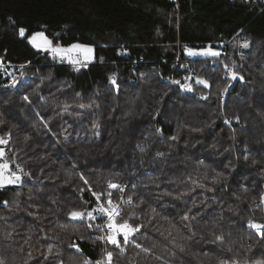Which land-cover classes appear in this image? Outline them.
Wrapping results in <instances>:
<instances>
[{"label": "trees", "instance_id": "1", "mask_svg": "<svg viewBox=\"0 0 264 264\" xmlns=\"http://www.w3.org/2000/svg\"><path fill=\"white\" fill-rule=\"evenodd\" d=\"M36 32L94 59L51 63L29 42ZM207 47L220 55L186 56ZM0 61L33 64L19 89L0 82V136L23 174L0 188V264H95L108 251L112 264H264L248 227L264 224V5L0 0ZM109 181L132 197L116 221L139 227L124 253L96 240L105 216L68 215L118 200Z\"/></svg>", "mask_w": 264, "mask_h": 264}, {"label": "snow or ice", "instance_id": "2", "mask_svg": "<svg viewBox=\"0 0 264 264\" xmlns=\"http://www.w3.org/2000/svg\"><path fill=\"white\" fill-rule=\"evenodd\" d=\"M19 35L23 37L25 35V30L21 28L19 30ZM29 42L32 44V46L36 49L49 52L53 55V57H59L61 60H66L69 64L72 65H80V66H87L88 63H90L94 59V49L85 44H72L68 47H61L59 45H54L53 41L48 39V37L43 32H36L29 38ZM242 48H248L249 43L245 41L241 44ZM187 54L189 56H219L220 53L217 51H213L211 47L202 50V51H194L192 49L187 50ZM78 70V69H77ZM231 78L233 80L238 78V73L235 71H231ZM190 79V78H189ZM239 79H243L242 76H239ZM111 84L119 87L116 82L115 77L110 78ZM176 83H179V81H176ZM196 84L204 85L205 87L209 86V82L206 79H203L201 77H197L195 80ZM16 81L13 80V87L15 86ZM182 88H184L186 91H192V86L190 84H183L181 85ZM228 89H223V92H227ZM204 99H207V97H203ZM27 100L28 98L25 97ZM79 115V114H77ZM238 121V117L236 118ZM225 123H231L230 120H225ZM97 136H99V133H96ZM7 141L3 138H0V145L6 144ZM5 155V152L2 148H0V159H2ZM159 155V154H158ZM21 177L17 175L15 172L9 171V164L7 162L0 163V188L5 187L6 185H15L20 182ZM87 180H85V184H87ZM109 187L110 188H119L120 186L112 183L109 181ZM93 195L96 196L97 200H100V195L93 192ZM111 193H109V196ZM132 201V197H128V202L130 203ZM261 203H264V195H261L260 197ZM97 211H99L101 214L106 215L108 218L107 228L109 230V234L106 237H101L100 239H106L108 243L114 245L116 248L120 250L121 253H124L125 248L123 245H126L129 243V239L132 235H134L136 232L139 231V227L133 226L132 224L128 223L127 221L123 223H117L116 217L119 215V207L118 205L113 204L111 199L107 201V206L104 204H101ZM68 215L72 219H83L85 215L89 219L94 220L95 216H93V213L89 212L85 214L84 212L73 210L68 213ZM91 227V225H89ZM248 227L254 229L257 234H259L262 238H264V224L256 223L255 221L249 219L248 220ZM118 237L123 238V244H121L120 239ZM218 240H223V237H218ZM72 247H76L77 245H72ZM147 251V250H145ZM113 261V252L108 251L106 252L105 256L102 257L100 260H97L95 264H112ZM60 264H63L61 261ZM83 264H92L89 260H84Z\"/></svg>", "mask_w": 264, "mask_h": 264}, {"label": "built area", "instance_id": "3", "mask_svg": "<svg viewBox=\"0 0 264 264\" xmlns=\"http://www.w3.org/2000/svg\"><path fill=\"white\" fill-rule=\"evenodd\" d=\"M230 1H235V0H230ZM241 1L254 2V3H258L260 5H264V0H241ZM175 2H176V5L178 6L179 0H175ZM50 57L52 59L51 63H55L57 65L67 66L73 71H77V69L80 70L82 67H84V66H80V65L74 66L72 64H69L66 60H61L59 57H53V56H50ZM140 62L145 63V61H143V60H140ZM175 64L177 66H179L180 60L177 59L175 61ZM31 66H33L32 63H14V62L0 61V82L2 84V87L5 89H10V90L19 89L23 85V83L25 84L27 82L29 75L27 74L26 71ZM134 66H136V63H134ZM111 77H115L117 79V74L113 73L111 75ZM13 80L16 81V84L14 87L12 86ZM126 187L127 186H125V185H121L119 188H117L119 191V199L117 201L116 200L112 201L113 204L118 205V207H119V215L116 217V219L121 214V206L124 203L127 205L131 204V202L130 203L128 202V198H124V193H125ZM260 203L261 202H258V204H260ZM107 223H108V218L105 215L103 220L98 224L99 233L95 236L96 240L99 242H103L105 240V239H100L101 237H106L109 234V230L107 228Z\"/></svg>", "mask_w": 264, "mask_h": 264}, {"label": "rangeland", "instance_id": "4", "mask_svg": "<svg viewBox=\"0 0 264 264\" xmlns=\"http://www.w3.org/2000/svg\"><path fill=\"white\" fill-rule=\"evenodd\" d=\"M33 35V34H32ZM31 37V36H30ZM29 37V38H30ZM245 41H247V40H243V41H241L240 43H239V46H240V51L243 53V52H245V50L247 49V48H242L241 47V44L242 43H244ZM32 45V44H31ZM207 48H209V47H207ZM207 48H205V49H207ZM36 49V48H35ZM205 49H200V50H194V51H197V52H199V51H202V50H205ZM213 51H217V52H219V53H221V51H220V49L219 48H211ZM36 50H39V49H36ZM188 50V49H187ZM187 50H186V56L187 57H192V58H196V57H205V58H215L214 56H189L188 54H187ZM39 51H41V52H46V51H42V50H39ZM49 55H51V56H53L51 53H49V52H47ZM217 57V56H216ZM229 70H231L232 71V68H229ZM191 76H189V77H185L184 78V81H182V82H180V85H183V84H190L191 86H192V84H191V82H190V80H189V78H190ZM230 77H231V74H230ZM184 91H186L184 88H182ZM187 92H192V91H187ZM0 138H3V139H5L6 141H7V138H4V137H2V136H0ZM5 146H6V144H2V145H0V148H2L3 150H4V152H5V155H4V157L2 158V159H0V163H4V162H7L8 164H9V171L10 172H15L17 175H19L20 177H21V179H20V182L18 183V184H20L21 182H22V176H23V174H22V172H21V166L20 165H17V164H14V165H12L13 163H11V161H9V159H8V151L5 149ZM16 185V184H15ZM7 186V185H6ZM109 200V199H108ZM107 200V201H108ZM116 200V199H115ZM115 200H112V201H115ZM107 201L105 202V203H99L95 208H93V209H90V210H88V211H85L84 213L85 214H87V213H89V212H91V213H93V216H95V219L94 220H92V219H89L88 217H87V215H85L84 216V219H86V220H89L90 222H94V221H96L97 219H99V218H101V217H104L105 215H103V214H101L99 211H97V209H98V207L101 205V204H104L105 206H107ZM117 201V200H116ZM262 205H263V207H264V203H262ZM118 223V222H117ZM104 256V255H103Z\"/></svg>", "mask_w": 264, "mask_h": 264}, {"label": "bare ground", "instance_id": "5", "mask_svg": "<svg viewBox=\"0 0 264 264\" xmlns=\"http://www.w3.org/2000/svg\"><path fill=\"white\" fill-rule=\"evenodd\" d=\"M191 66V65H190Z\"/></svg>", "mask_w": 264, "mask_h": 264}]
</instances>
